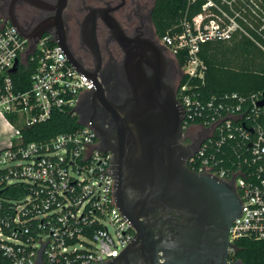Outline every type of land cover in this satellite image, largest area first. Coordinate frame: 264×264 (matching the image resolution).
<instances>
[{"label":"built area","instance_id":"built-area-1","mask_svg":"<svg viewBox=\"0 0 264 264\" xmlns=\"http://www.w3.org/2000/svg\"><path fill=\"white\" fill-rule=\"evenodd\" d=\"M176 28L158 43L174 62L179 56L185 62L175 86L181 128L204 130L184 164L234 186L240 215L228 230L227 264L241 262L237 241L264 243L263 94L202 95L198 85L207 67L200 51L246 38L264 52V0H187ZM94 86L68 61L54 31L34 41L0 15V121L7 139L0 148V253L10 264H100L134 236L114 199L112 154L99 149L94 130L79 125L24 142L22 131L54 112L76 117L80 96Z\"/></svg>","mask_w":264,"mask_h":264},{"label":"water","instance_id":"water-1","mask_svg":"<svg viewBox=\"0 0 264 264\" xmlns=\"http://www.w3.org/2000/svg\"><path fill=\"white\" fill-rule=\"evenodd\" d=\"M9 20L22 36L34 41L54 31L55 41L63 48L68 61L85 74L66 45L65 30L60 21L53 27L43 21L34 32L26 34L20 31L14 19L9 17ZM89 22L88 28L83 29L84 34L97 52L94 17ZM106 23L125 52L130 95L120 105L109 108L114 119V134L105 136L94 124L78 123L98 131L102 137L101 150L113 154L114 199L134 230L133 239L120 254L127 253L131 247L146 248L149 238L154 246L162 243L150 228L153 217L149 212L158 208V216L165 210L183 216L182 219L170 216L183 234L178 239L177 252L171 256L172 264H192L200 255L216 249L225 260L228 230L240 215V200L234 186L195 174L186 167L184 160L198 145L191 149L180 142L183 108L176 99L174 88L163 79L165 63L160 59V50L145 39L135 44L124 36L113 18ZM145 66L152 70L150 74ZM15 70L16 67L10 72ZM262 94L259 106L264 105V90ZM155 250L154 254L161 251ZM114 259L116 257L112 261Z\"/></svg>","mask_w":264,"mask_h":264},{"label":"flooded vegetation","instance_id":"flooded-vegetation-1","mask_svg":"<svg viewBox=\"0 0 264 264\" xmlns=\"http://www.w3.org/2000/svg\"><path fill=\"white\" fill-rule=\"evenodd\" d=\"M154 2L155 0H0V15L14 19L20 31L26 34L34 32L43 21L52 27L58 21L62 23L67 47L76 63L95 85L92 91L80 96L76 106L77 119L81 123L94 124L100 132L109 136L115 133L114 119L109 113L110 106L120 105L130 95L126 79L125 52L106 23L109 18H113L124 36L135 44L145 39L157 46L160 59L165 63L163 79L174 90L181 75L178 64L167 49L158 43L152 23ZM92 17L95 20L97 52L90 46L89 38L83 30L88 28ZM150 53L148 51V54ZM151 71L146 67L148 74ZM94 132L99 141V148L102 149V137L98 131ZM203 137V128L196 125L183 130L180 142L193 149ZM157 213L158 208H152L149 212L153 217L150 228L157 239H162L161 244L154 246L149 238L146 248L131 247L127 253L119 254L114 261L108 260L100 264H172L171 256L177 252V242L183 234L177 225L175 226V221L170 220V216L175 219H182L183 216L168 210L159 216ZM155 248L161 251L154 254ZM223 261L227 264L228 249L225 260L216 249L200 255L192 264H224Z\"/></svg>","mask_w":264,"mask_h":264},{"label":"trees","instance_id":"trees-1","mask_svg":"<svg viewBox=\"0 0 264 264\" xmlns=\"http://www.w3.org/2000/svg\"><path fill=\"white\" fill-rule=\"evenodd\" d=\"M187 0H155L152 23L157 37L167 31L175 32ZM194 6L191 15L198 12ZM200 58L206 64L204 84L199 82L198 91L204 96L237 92L239 94L263 92L264 52L248 39H234L228 43H211L201 47ZM178 66L184 65L183 57H177ZM25 78H28L26 73ZM24 89V88H23ZM41 124L22 131L24 142L48 140L60 132H70L79 127L78 119L66 112H54ZM236 257L242 264H264V243L239 240ZM0 264H10L0 253Z\"/></svg>","mask_w":264,"mask_h":264},{"label":"crops","instance_id":"crops-1","mask_svg":"<svg viewBox=\"0 0 264 264\" xmlns=\"http://www.w3.org/2000/svg\"><path fill=\"white\" fill-rule=\"evenodd\" d=\"M5 133V128L2 122L0 121V134L2 137H0V148L5 147L7 145V139Z\"/></svg>","mask_w":264,"mask_h":264},{"label":"rangeland","instance_id":"rangeland-1","mask_svg":"<svg viewBox=\"0 0 264 264\" xmlns=\"http://www.w3.org/2000/svg\"><path fill=\"white\" fill-rule=\"evenodd\" d=\"M5 133H6V131H5ZM5 133H4V134H5ZM0 137H2V135H1V134H0Z\"/></svg>","mask_w":264,"mask_h":264}]
</instances>
